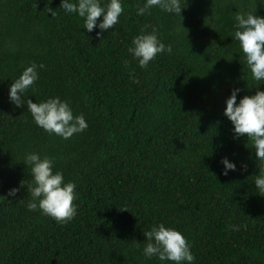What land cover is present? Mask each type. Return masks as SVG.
<instances>
[{"label":"trees","instance_id":"trees-1","mask_svg":"<svg viewBox=\"0 0 264 264\" xmlns=\"http://www.w3.org/2000/svg\"><path fill=\"white\" fill-rule=\"evenodd\" d=\"M143 3L122 0L120 23L97 38L61 0H0V264H160L142 250L161 223L186 237L194 264H264V193L254 185L264 162L223 115L233 88L237 102L264 91L231 36L236 14L264 17V3L187 0L182 17L159 8L138 16ZM153 28L173 51L143 69L128 49ZM32 64L40 78L27 98L67 101L86 131L50 135L26 105L9 103ZM33 151L76 184L71 222L27 209ZM225 156L237 165L227 176ZM14 187L17 198L4 199Z\"/></svg>","mask_w":264,"mask_h":264},{"label":"clouds","instance_id":"clouds-1","mask_svg":"<svg viewBox=\"0 0 264 264\" xmlns=\"http://www.w3.org/2000/svg\"><path fill=\"white\" fill-rule=\"evenodd\" d=\"M260 2L264 3V0ZM186 7L187 0H144L142 6H137L136 11L138 16H144L150 14L153 8H159L163 12L182 17V11ZM59 9H63L65 14H77L83 18V28L88 33L99 29L97 38H102L104 32L119 24L124 12L122 0H107L106 3L105 0H61ZM50 13L54 18L56 10L50 9ZM235 19L232 39L238 42L252 79L264 81V17L252 13H237ZM132 45L128 51L143 69H147L158 55H171L173 51L170 44L165 45L162 42L154 28L151 32H142L134 37ZM125 65L127 66V62ZM39 78L37 65L26 67L9 87V103L16 108L26 105L34 123L50 135L68 140L74 134L86 131L88 124L84 115H74L67 101L54 97L34 103L27 98L26 94L29 90H35ZM130 79L133 83H139L133 74H130ZM240 92V88L231 90L229 98L225 101L223 115L233 125V139L247 138L252 142L257 160L264 162V91L257 89L255 95H245L237 102ZM220 163L224 176L237 171L236 163L226 156ZM25 165L30 168L32 174V184L27 189L32 199L28 202L27 209L32 212L39 210L41 214L51 217L57 223L71 222L79 209V205L74 203L78 200L76 184L67 182L63 172L55 170L54 160L46 156L41 157L39 152L26 153ZM240 168L246 172L248 165L242 163ZM254 185L257 191L264 193V170L255 176ZM19 192V187L11 188L3 198L15 199ZM234 229L239 230L237 226H234ZM144 236L146 244L142 251L149 260L156 258L160 264H194L195 257L191 245L180 231L165 227L161 223L153 225Z\"/></svg>","mask_w":264,"mask_h":264}]
</instances>
